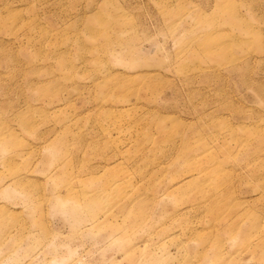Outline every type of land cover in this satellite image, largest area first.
<instances>
[{"label": "rangeland", "instance_id": "374dc122", "mask_svg": "<svg viewBox=\"0 0 264 264\" xmlns=\"http://www.w3.org/2000/svg\"><path fill=\"white\" fill-rule=\"evenodd\" d=\"M0 264H264V0H0Z\"/></svg>", "mask_w": 264, "mask_h": 264}]
</instances>
